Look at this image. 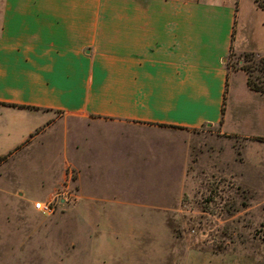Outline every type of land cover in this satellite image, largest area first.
<instances>
[{"label": "crops", "instance_id": "1", "mask_svg": "<svg viewBox=\"0 0 264 264\" xmlns=\"http://www.w3.org/2000/svg\"><path fill=\"white\" fill-rule=\"evenodd\" d=\"M252 1L254 13L243 0H0V183L34 147L60 175L25 204L32 217L68 172L80 215L177 209L198 132L254 137L240 125L261 93L227 65L232 51L264 54V29H247L264 26ZM17 194L33 201L0 190ZM14 204L0 201V239Z\"/></svg>", "mask_w": 264, "mask_h": 264}, {"label": "rangeland", "instance_id": "2", "mask_svg": "<svg viewBox=\"0 0 264 264\" xmlns=\"http://www.w3.org/2000/svg\"><path fill=\"white\" fill-rule=\"evenodd\" d=\"M252 2L243 0L241 12L254 13ZM247 29L264 26L252 19ZM263 57L232 51L227 65L245 71L247 83L259 84ZM253 106L240 127L254 137L212 129L197 133L186 190L173 210L160 203L146 208L127 204L80 215L76 199L69 198L55 214L35 212L32 217L25 204L33 207L44 198L60 171L58 161L41 150L21 149L16 161L5 166L18 177L0 183V190H16L33 201L21 194L0 195L1 202L17 205L6 213L18 215L2 220L0 264H264V94L257 95ZM67 179L52 199L61 197Z\"/></svg>", "mask_w": 264, "mask_h": 264}, {"label": "built area", "instance_id": "3", "mask_svg": "<svg viewBox=\"0 0 264 264\" xmlns=\"http://www.w3.org/2000/svg\"><path fill=\"white\" fill-rule=\"evenodd\" d=\"M75 183V173L69 172L68 179L66 180L65 186L61 192V197L57 200L54 198L50 201H37L34 204L35 209L44 215H53L57 211L60 203H65L70 198H75L76 186Z\"/></svg>", "mask_w": 264, "mask_h": 264}, {"label": "trees", "instance_id": "4", "mask_svg": "<svg viewBox=\"0 0 264 264\" xmlns=\"http://www.w3.org/2000/svg\"><path fill=\"white\" fill-rule=\"evenodd\" d=\"M260 7L264 8V0H255ZM261 64H262V73L264 76V57L261 60ZM248 84L250 86V88H252L255 91H258L260 93H264V79L260 80L259 84L258 83H254L251 79L248 80ZM7 157V155L0 157V163L5 160Z\"/></svg>", "mask_w": 264, "mask_h": 264}]
</instances>
